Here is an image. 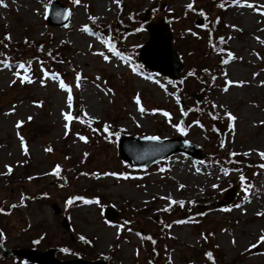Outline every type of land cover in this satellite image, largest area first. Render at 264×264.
Instances as JSON below:
<instances>
[{
    "label": "rangeland",
    "instance_id": "rangeland-1",
    "mask_svg": "<svg viewBox=\"0 0 264 264\" xmlns=\"http://www.w3.org/2000/svg\"><path fill=\"white\" fill-rule=\"evenodd\" d=\"M52 1L0 4V228L5 247H52L59 260L107 264H264V241H259L264 234V0H236L225 7L220 22L224 63L204 89L201 77L199 90L191 83L193 91L204 92L208 105L228 117L221 138L197 118L185 120L187 113L177 107V86L140 68L135 58L149 39L146 25L166 17L175 47L193 59L196 70L203 60L211 63L218 55L206 54L204 40L209 43L214 30L207 34L202 28L222 0H159L161 8L155 0H58L69 8L70 18L56 26L47 22ZM199 16L204 24L194 32L200 39L190 36ZM113 22L117 30H102V24ZM109 37L135 60L113 52ZM21 60L33 66L21 68ZM46 66L54 71L44 73ZM55 70L66 74L70 87H60ZM76 95L97 126L93 140L80 139L88 123L78 122L68 131L64 116L71 115ZM156 106H168L171 114L153 113ZM181 126L183 136L206 156L196 160L175 153L161 166L157 162L139 170L121 160L119 136L170 138L181 134ZM225 153L260 165L251 173L243 166L239 171L222 164ZM57 165L58 174L53 171ZM247 174L248 183L241 179ZM107 205L119 210V219L106 220ZM0 264L39 263L6 256L0 247Z\"/></svg>",
    "mask_w": 264,
    "mask_h": 264
},
{
    "label": "water",
    "instance_id": "water-1",
    "mask_svg": "<svg viewBox=\"0 0 264 264\" xmlns=\"http://www.w3.org/2000/svg\"><path fill=\"white\" fill-rule=\"evenodd\" d=\"M62 8H64L62 6ZM48 16L49 22L63 24L67 21L69 11L64 9V16L59 20H52V14ZM147 29L150 31L149 40L141 47L139 61L144 63L147 68L153 71L161 72L173 79H180V72L183 70V62L180 55L173 46V33L170 24L161 19L158 22L151 23ZM199 100L203 94H193ZM119 154L123 161L129 163L132 167H146L158 160H161L173 152H185L195 158H202L204 154L196 144L189 142L182 137L170 138L166 140L150 139V137H138L127 135L119 140ZM145 150H148L147 153ZM106 216L109 219H115L116 211L108 209ZM67 225V223L65 222ZM1 234V231H0ZM20 257L28 258L30 261L42 264H107L103 260H73L60 261L55 258L54 249L40 251L37 249L25 248L13 250ZM8 254V252H7Z\"/></svg>",
    "mask_w": 264,
    "mask_h": 264
},
{
    "label": "trees",
    "instance_id": "trees-1",
    "mask_svg": "<svg viewBox=\"0 0 264 264\" xmlns=\"http://www.w3.org/2000/svg\"><path fill=\"white\" fill-rule=\"evenodd\" d=\"M226 2H227V0L219 1V5H218V9L220 10L219 15L217 17H215L214 19H212L210 17V19L212 21L216 22L217 26H219V22H221L222 13L224 11V5ZM115 24L116 23H114V22L112 24H109V23L108 24H102L101 27L103 28L104 31L107 29H114V28L117 29L116 28L117 26H115ZM191 27L192 28H190V35L195 36L197 38L199 37V39H200V36L194 32L196 27L194 25H192ZM207 34H208V32H207ZM202 40H204V39H201V41L199 42L200 49L203 46L201 43ZM196 43H197V41H196ZM204 43H205L206 49L208 51V52H206V54H208L210 57L213 53H217L218 58H216L215 60H212L211 63L206 62L205 60H203L201 63H199V65L201 64L199 66V70H202L204 72L203 76H201V78H202L201 80L203 81L202 87L205 84H207V81L210 82L213 80V78L217 75L220 67L223 65L225 57H226L225 50L223 48V33L222 32H213L211 35V39H210L209 43H207V41H205V40H204ZM43 47H44V45L42 43L37 47V49L39 50L40 48H43ZM125 47L127 49H129L126 45H125ZM121 50L123 53H129L126 49H121ZM50 53H53L56 55L55 51H50ZM184 58H185V61L187 63V66H188V70L192 71L193 75H195L197 77L200 76V74L198 73L199 70L197 71L195 68L196 64L193 61V59H191V58L188 59L186 56H184ZM59 59L64 60V57H61ZM22 62H28V60H24ZM57 65L61 66L59 62L57 63ZM197 77H195V78H197ZM197 84L200 85V83H198V82H197ZM181 85L182 84H180V86ZM183 86L187 87V84L184 83ZM192 105L193 106L189 111H188V109H185L183 107V109L185 110L184 114L187 113L184 119L190 120V118H197L199 120V122H201L202 126L206 127V130L208 132H212V133L216 134V135H214V138H216V137L221 138L222 134L224 133V131L228 127V121H229L228 117L227 116H221L220 114H218V112L215 110V108L212 105L199 103L197 101H195V103ZM74 110H75V114H74L73 119L78 120L79 122H82V123H88L89 124L88 128L85 132V135H86L87 139L93 140L94 139L93 138V132L98 131L97 126L95 125L94 122H92L91 119H89L84 114L79 99H76V101L74 103ZM75 117H80V119H75ZM206 120H209V121L206 122ZM208 137H210V135H208ZM223 157H224V159L221 160L222 164H228V165L232 166L233 168H235V166H236L235 169H237L239 171H241L240 168L243 166L248 173L252 172L255 165H260L258 163V160L253 159V158H251V159L247 158L244 155L242 156V155H234L233 153H231V154L225 153L223 155ZM248 175L249 174L241 176V177H243V182L248 183L249 179H251V177H248Z\"/></svg>",
    "mask_w": 264,
    "mask_h": 264
},
{
    "label": "snow or ice",
    "instance_id": "snow-or-ice-1",
    "mask_svg": "<svg viewBox=\"0 0 264 264\" xmlns=\"http://www.w3.org/2000/svg\"><path fill=\"white\" fill-rule=\"evenodd\" d=\"M117 2H118V0H117ZM2 3H3V0H0V4H2ZM249 6H251V5H249ZM188 7L191 8L192 5L189 4ZM85 30L87 31V26H85ZM109 46H110V44H109ZM112 51L115 52V49L112 48ZM116 54L119 55V53H116ZM229 55H231V53H229ZM103 58H104L105 60L109 59L108 56H104ZM20 67H21V68H24V65L21 64ZM77 77H79V73H77ZM27 79H28V76L25 75V76H24V80H27ZM21 82H23V80H22ZM77 86H79V85L77 84ZM60 87H61V88H64V89H67V88H68V85H66V84H64L63 82H61ZM71 100H72V97H71V95H69V96H68L69 106H71ZM141 111H143V109H141ZM164 114H165V115H168L167 113H164ZM227 115H229L230 119H234V117H231V114H227ZM72 118H73V117H72L70 114H65V116H64V119H66V120H69V119H72ZM29 119H31V117H29ZM75 119H80V117H75ZM20 123H22V122H17V126H19ZM65 127H67V125H65ZM177 127H179V125H177ZM105 130H107V126H105ZM80 139H81V140H85L86 138L83 137V136H81ZM150 139L155 140V139H158V138H157V137H150ZM21 143H22V145H23V139H22V138H21ZM47 150L50 151L51 149H47ZM25 152H27V148H26V147H25ZM261 155L264 156V153H262ZM6 167H7V166H6ZM8 171H9V172L11 171V168H10V167L8 168ZM53 171L56 172V173L58 174L59 166L57 165L56 168L53 169ZM112 175H116V174L113 173ZM121 175H123V174H121ZM241 179L243 180V177H241ZM213 187H215V185H214ZM72 199H75V198H71V199L68 201V203H71V202H72ZM258 215H259V213H258ZM177 223H179V222H177ZM169 227H170V226H169ZM259 241H264V234H262V235L259 237ZM206 255H208L209 258H211V254H210V253H206Z\"/></svg>",
    "mask_w": 264,
    "mask_h": 264
},
{
    "label": "bare ground",
    "instance_id": "bare-ground-1",
    "mask_svg": "<svg viewBox=\"0 0 264 264\" xmlns=\"http://www.w3.org/2000/svg\"><path fill=\"white\" fill-rule=\"evenodd\" d=\"M246 21L248 22V23H250L251 21H252V17L251 16H248L247 18H246ZM87 109V108H86Z\"/></svg>",
    "mask_w": 264,
    "mask_h": 264
}]
</instances>
